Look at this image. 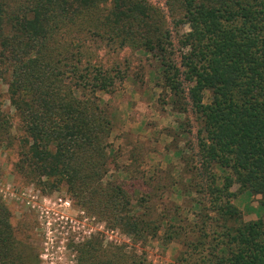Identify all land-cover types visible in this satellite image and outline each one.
I'll return each mask as SVG.
<instances>
[{
    "label": "trees",
    "instance_id": "obj_1",
    "mask_svg": "<svg viewBox=\"0 0 264 264\" xmlns=\"http://www.w3.org/2000/svg\"><path fill=\"white\" fill-rule=\"evenodd\" d=\"M168 4L189 28L179 57L163 13L146 0H0V81L9 79L26 135L16 168L50 190L65 187L78 207L132 240L147 243L164 230L168 246L180 235L177 217L157 210L154 179L130 170L108 179L113 120L97 94L113 92L121 73L86 41L137 44L160 60L174 104L185 102L200 124L189 184L203 196L194 202L201 211L176 261L264 264V219L244 221L232 192L240 184L264 207V0ZM11 130L0 107V142ZM11 219L0 202V264H37ZM82 255L81 264H144L101 243Z\"/></svg>",
    "mask_w": 264,
    "mask_h": 264
},
{
    "label": "rangeland",
    "instance_id": "obj_2",
    "mask_svg": "<svg viewBox=\"0 0 264 264\" xmlns=\"http://www.w3.org/2000/svg\"><path fill=\"white\" fill-rule=\"evenodd\" d=\"M146 1L163 13L165 29L171 33L172 48L179 57L181 36L189 28L178 23L181 16L170 8L168 0ZM121 42L96 41L92 37L86 41L104 66L121 73L113 92L97 94L113 120L108 179H126L128 170L154 179L157 210L177 217L175 225L183 228L178 229L180 235L168 246L163 245L164 230L147 243L137 242L78 207L65 187L50 190L37 179L20 174L16 164L26 146V135L11 106L6 77L0 81V107L11 120L12 130L0 142V202L8 207L21 239L28 240L34 248L37 264H81L82 250L90 242L137 255L144 264H179L177 257L186 254L188 242L194 238L191 226L201 211L194 202L203 197L189 184L194 177L189 172L190 165L193 160L195 165L200 164L194 157L200 129L197 115L190 106L188 111L183 110L185 102L182 106L174 104L155 55L137 44ZM209 99L207 95L206 102ZM232 192L236 193L233 203L244 221L264 219L261 196L241 190L240 184H235Z\"/></svg>",
    "mask_w": 264,
    "mask_h": 264
}]
</instances>
